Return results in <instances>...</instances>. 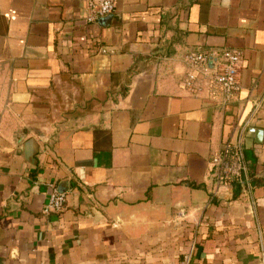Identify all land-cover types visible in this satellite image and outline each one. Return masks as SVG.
Instances as JSON below:
<instances>
[{"label":"crops","instance_id":"obj_1","mask_svg":"<svg viewBox=\"0 0 264 264\" xmlns=\"http://www.w3.org/2000/svg\"><path fill=\"white\" fill-rule=\"evenodd\" d=\"M88 1L0 0V264H180L192 244L190 264H264V0H116L95 23ZM219 48L242 54L229 102L182 81ZM228 141L246 171L217 185Z\"/></svg>","mask_w":264,"mask_h":264},{"label":"built area","instance_id":"obj_2","mask_svg":"<svg viewBox=\"0 0 264 264\" xmlns=\"http://www.w3.org/2000/svg\"><path fill=\"white\" fill-rule=\"evenodd\" d=\"M116 0H89L87 8L89 23L98 22L102 17L115 11ZM101 54L113 53L111 49H101ZM242 54L238 50L219 48L198 50L184 56L186 73L182 79L185 87L192 93L206 90L210 97L219 96L224 102L231 101L240 91L239 70ZM211 175L217 185L229 183L246 171V162L241 145L230 141L212 154L210 158ZM48 199L43 206L44 214H58L64 210L65 193L56 185H49ZM194 251L191 245L180 264H190Z\"/></svg>","mask_w":264,"mask_h":264}]
</instances>
